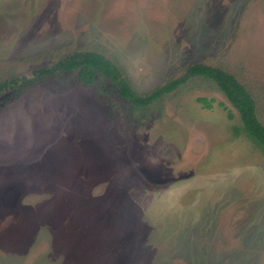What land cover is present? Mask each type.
Masks as SVG:
<instances>
[{
    "label": "rangeland",
    "instance_id": "1",
    "mask_svg": "<svg viewBox=\"0 0 264 264\" xmlns=\"http://www.w3.org/2000/svg\"><path fill=\"white\" fill-rule=\"evenodd\" d=\"M79 51L139 96L223 69L264 125V0H0V264H264V152L216 82L24 83Z\"/></svg>",
    "mask_w": 264,
    "mask_h": 264
},
{
    "label": "trees",
    "instance_id": "2",
    "mask_svg": "<svg viewBox=\"0 0 264 264\" xmlns=\"http://www.w3.org/2000/svg\"><path fill=\"white\" fill-rule=\"evenodd\" d=\"M77 72V77L83 84L92 85L98 75L108 78L119 90L122 98L130 101L136 107H146L161 96L171 93L192 77L202 76L216 82L220 90L227 96L233 107L238 111L243 131L261 151L264 152V125L257 113V105L248 90L238 82L233 75L223 69L205 64H194L187 68L186 73L159 87L147 96L137 95L124 78L121 70L109 59L96 52H75L60 59L52 66L41 67L34 71L32 79H23L24 83H33L44 77ZM16 80L0 84V96L10 89ZM206 108L212 104L207 99H199ZM232 118V115L229 114Z\"/></svg>",
    "mask_w": 264,
    "mask_h": 264
}]
</instances>
